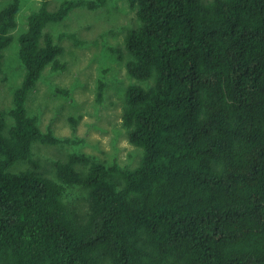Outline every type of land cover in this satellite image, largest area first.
Masks as SVG:
<instances>
[{"label":"trees","instance_id":"trees-1","mask_svg":"<svg viewBox=\"0 0 264 264\" xmlns=\"http://www.w3.org/2000/svg\"><path fill=\"white\" fill-rule=\"evenodd\" d=\"M50 1L21 34L19 1L0 8V71L15 41L24 69L0 108V264H264V0H131L122 129L137 165L71 149L52 175L39 148L73 142L26 105L66 65L47 27L105 0Z\"/></svg>","mask_w":264,"mask_h":264},{"label":"rangeland","instance_id":"rangeland-1","mask_svg":"<svg viewBox=\"0 0 264 264\" xmlns=\"http://www.w3.org/2000/svg\"><path fill=\"white\" fill-rule=\"evenodd\" d=\"M12 1L0 0V8ZM18 1L21 10L17 31L21 34L30 13L40 7V0ZM63 1L51 0L48 9L56 11ZM130 2L105 0L95 10L79 7L63 22L47 27L64 48L61 61L66 65L59 71L47 68L26 105L28 112L39 116L44 131L52 129L57 137L71 138L73 142L64 147L39 148L38 156L49 160L44 171L50 175L55 170L50 161L65 159L71 149L106 163L118 161L130 168L137 165L138 151L122 129L123 94L135 82L126 70L129 54L125 38L139 24L137 10ZM18 50L15 41L4 53L0 71V108L4 110L12 108L14 88L24 74ZM100 82L107 85L102 102L97 97ZM74 193L83 195L81 190Z\"/></svg>","mask_w":264,"mask_h":264}]
</instances>
